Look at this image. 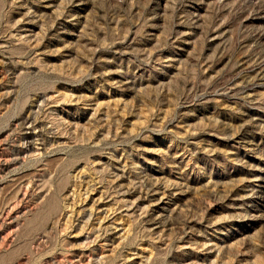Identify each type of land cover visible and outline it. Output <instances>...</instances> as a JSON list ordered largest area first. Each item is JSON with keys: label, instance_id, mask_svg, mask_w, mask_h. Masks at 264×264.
I'll return each mask as SVG.
<instances>
[{"label": "rangeland", "instance_id": "1", "mask_svg": "<svg viewBox=\"0 0 264 264\" xmlns=\"http://www.w3.org/2000/svg\"><path fill=\"white\" fill-rule=\"evenodd\" d=\"M0 264H264V0H0Z\"/></svg>", "mask_w": 264, "mask_h": 264}]
</instances>
